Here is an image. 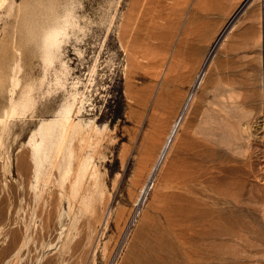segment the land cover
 Here are the masks:
<instances>
[{
    "label": "rangeland",
    "instance_id": "374dc122",
    "mask_svg": "<svg viewBox=\"0 0 264 264\" xmlns=\"http://www.w3.org/2000/svg\"><path fill=\"white\" fill-rule=\"evenodd\" d=\"M159 262L264 264V0H0V264Z\"/></svg>",
    "mask_w": 264,
    "mask_h": 264
},
{
    "label": "bare ground",
    "instance_id": "6f19581e",
    "mask_svg": "<svg viewBox=\"0 0 264 264\" xmlns=\"http://www.w3.org/2000/svg\"><path fill=\"white\" fill-rule=\"evenodd\" d=\"M71 14V13H70ZM63 18V17H62ZM70 17H68L69 19ZM71 19V18H70ZM71 22V21H70ZM69 23V22H68ZM68 25V24H67ZM61 29L63 28H60L59 27V24L55 23L53 25H51L50 27H48V29L46 30V32L44 33V38L42 40V43L44 45V48L45 49H48V47L51 45V42H55L56 40H58V35H62V33H65V32H61ZM65 30V29H64ZM66 31V30H65ZM58 43V42H57ZM50 44V45H49ZM123 45V44H122ZM124 46V45H123ZM52 47V46H51ZM50 47V48H51ZM51 50V49H50ZM49 50V51H50ZM50 53V52H49ZM53 53V52H52ZM21 57V56H20ZM38 69V68H37ZM65 69V68H64ZM41 75V74H40ZM60 78V77H58ZM56 77V79H58ZM57 81V80H56ZM59 81V80H58ZM28 83V82H27ZM35 83V82H34ZM62 83V82H61ZM30 84V83H29ZM42 84V83H41ZM33 85V84H32ZM37 88V87H36ZM39 88V87H38ZM22 89H25L22 87ZM20 89V91L22 90ZM30 91V90H29ZM19 92V91H18ZM17 92V93H18ZM23 92V91H22ZM28 92V91H27ZM32 93V92H31ZM73 93V92H72ZM13 95H14V92H13ZM16 95V94H15ZM73 97H72V102H69L68 104L66 105H63L62 108L59 110L58 112V117L56 119H53L52 121L50 122H46V123H40L38 128H36V130L33 132L32 134V138H34V135H37V134H40L41 137H40V140L38 141L39 143H43L45 145H50L51 147V153L53 154V158H54V161L57 163V164H77L76 167L78 168L77 170H82L80 165L79 164H84L85 162L84 159L82 158V155L79 153H75V145L73 142L74 141V138L76 136H79V140L81 141L80 143V148L83 146V142H86L87 140L89 141L90 139V136L86 133H85V130H83V128L81 127L80 123L79 122H74L73 119L71 118V114H72V110H73V104H74V101L76 99V92H74L73 94ZM30 96V95H28ZM16 98V96H14ZM13 97V98H14ZM228 97L227 100L231 101V99H233V93L231 94H228ZM31 98V97H30ZM235 98V97H234ZM223 99V98H222ZM225 99V98H224ZM28 101V97L23 94V93H20L18 98L17 99H13L12 102L14 103V105H23L24 103H26ZM11 102V103H12ZM29 102H31L29 100ZM79 102V101H78ZM238 102V101H237ZM10 103V104H11ZM229 103V102H228ZM231 103V102H230ZM79 104V103H78ZM221 106V104H219ZM227 105V104H226ZM225 105V107H226ZM75 106V105H74ZM218 106V105H217ZM230 106V104H229ZM229 106H227L229 108ZM234 107V106H233ZM215 109V107H213ZM222 108V107H221ZM76 109V108H75ZM217 109V108H216ZM231 109V108H230ZM229 109V110H230ZM227 111V109H225ZM57 111V110H56ZM213 111V110H212ZM224 111V110H223ZM74 113V112H73ZM76 113V112H75ZM220 113V112H219ZM210 114V113H208ZM217 114V113H216ZM74 115V114H73ZM215 115V114H214ZM217 116V115H216ZM220 116V115H218ZM56 117V116H55ZM211 117V116H210ZM212 118V117H211ZM209 120V119H208ZM213 120V119H212ZM211 120V121H212ZM217 121V120H216ZM213 125V124H212ZM220 125V124H219ZM201 127V126H200ZM212 127V126H211ZM215 128V127H214ZM217 128V127H216ZM207 129L205 131L206 135H214L215 137V131L211 130L210 127H207L205 128ZM87 131V130H86ZM199 132V131H198ZM220 132V131H219ZM221 134V132H220ZM200 135V133H199ZM221 136V135H220ZM213 137V138H214ZM210 138V137H209ZM220 138V137H219ZM78 139V138H77ZM212 139V138H211ZM217 139V138H216ZM205 140V139H204ZM213 141H215V139H212ZM211 140V141H212ZM221 140V139H220ZM216 142V141H215ZM78 143V142H77ZM37 144V143H36ZM217 144V143H216ZM219 144V143H218ZM210 145V144H209ZM77 147V146H76ZM217 147V145H216ZM218 148V147H217ZM188 149V148H187ZM216 149V148H215ZM190 152V151H189ZM163 153V152H162ZM164 155V154H163ZM63 157V159L61 161H58V158L59 157ZM188 156V155H187ZM186 156V157H187ZM191 156V155H190ZM193 156V155H192ZM195 156V155H194ZM84 157V156H83ZM184 157V155H183ZM185 157V158H186ZM189 158V157H188ZM193 157H191L192 159ZM190 159V158H189ZM195 159V158H194ZM187 160V158L185 159ZM86 161V160H85ZM187 163V162H186ZM191 163V162H190ZM189 164V162H188ZM193 164V163H192ZM182 165V164H180ZM190 165V164H189ZM201 165V164H200ZM186 166V165H185ZM83 167V166H82ZM176 167V166H175ZM178 167V166H177ZM198 167V166H197ZM182 168H184L182 166ZM191 168V167H190ZM187 169V167H186ZM189 169V167H188ZM194 169V168H193ZM67 171L69 169H66ZM191 170V169H190ZM180 172V171H179ZM182 172V171H181ZM197 175H198V172H197ZM186 176H188L187 172L184 171L182 173H176V172H172L169 174V177H168V181H175V179L181 177L182 180L181 181H175L177 184H182L186 186L187 184V180H186ZM199 176V175H198ZM197 176V177H198ZM191 179V178H190ZM189 179V180H190ZM180 180V179H179ZM192 180V179H191ZM197 181V180H196ZM191 182V181H190ZM179 184V185H180ZM189 185V184H187ZM190 186V185H189ZM192 186V185H191ZM175 187V186H174ZM187 188V187H186ZM179 189V188H178ZM189 189V188H188ZM191 189H194L193 187H191ZM177 190V189H176ZM187 190V189H186ZM70 191V190H69ZM185 191V190H183ZM181 193V191L179 192ZM188 193V192H187ZM172 194V193H171ZM182 194V193H181ZM184 196V195H183ZM181 199V197H180ZM183 199V198H182ZM186 199V198H185ZM184 200V199H183ZM191 200V198H190ZM177 203V202H176ZM180 205V203H179ZM184 205V204H183ZM186 205V204H185ZM174 206L177 207V205L174 203V204H171L170 207L171 208H168V211L171 213L173 212V208ZM187 206V205H186ZM184 207V206H182ZM177 209V208H176ZM180 210V209H179ZM187 211V210H186ZM168 212V213H169ZM166 215V214H165ZM169 216H167V222H172L174 224V226H179V222L181 221V216H180V213L179 214H173L171 213V215H175L177 218H174L172 220L170 214H168ZM164 217V216H163ZM166 218V217H165ZM164 221V219H163ZM182 222V221H181ZM165 224V223H164ZM171 225V224H170ZM165 228H166V224H165ZM169 228V227H168ZM185 228V227H184ZM177 229V228H175ZM167 230V229H166ZM170 232V231H169ZM168 232V234H169ZM160 236V235H159ZM174 236V235H173ZM174 238V237H173ZM175 241H176V237L174 238ZM183 240V239H182ZM177 242V241H176ZM178 242H180L178 240ZM160 244V243H159ZM181 244V243H180ZM162 246V245H161ZM165 246V245H164ZM163 248V247H162ZM165 248V247H164ZM182 248V247H181ZM189 251V250H188ZM160 252V251H158ZM181 252V251H180ZM164 253V252H163ZM154 255V254H153ZM178 255V254H177ZM180 257V256H179ZM182 257V256H181ZM164 258V257H163ZM185 258V257H183ZM157 259V258H156ZM155 260V259H154ZM157 261V260H156ZM148 263V262H147ZM150 263V262H149ZM160 263V262H159ZM161 264V263H160Z\"/></svg>",
    "mask_w": 264,
    "mask_h": 264
}]
</instances>
